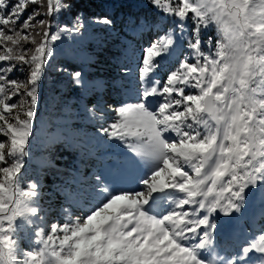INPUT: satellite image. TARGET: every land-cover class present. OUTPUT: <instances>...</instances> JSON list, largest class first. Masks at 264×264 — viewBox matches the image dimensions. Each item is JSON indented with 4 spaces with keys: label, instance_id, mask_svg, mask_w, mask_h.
<instances>
[{
    "label": "snow or ice",
    "instance_id": "1",
    "mask_svg": "<svg viewBox=\"0 0 264 264\" xmlns=\"http://www.w3.org/2000/svg\"><path fill=\"white\" fill-rule=\"evenodd\" d=\"M147 3L175 23L143 48L140 87L125 93L134 101L109 105L110 123L101 105L85 108L132 155L65 192L70 205L87 198L83 215L64 207L65 221L48 224L39 185L24 184L23 169L45 70L63 38L87 25L79 16L70 27L56 21L68 0H0V264H264V234L235 246L215 237L217 217L240 213L250 193L264 202V0ZM132 24L155 31L147 20ZM213 27L215 39L202 38ZM164 59L175 63L161 80ZM22 69L25 79L10 78ZM55 70L85 86L80 70ZM21 231L32 250L18 247Z\"/></svg>",
    "mask_w": 264,
    "mask_h": 264
},
{
    "label": "rangeland",
    "instance_id": "2",
    "mask_svg": "<svg viewBox=\"0 0 264 264\" xmlns=\"http://www.w3.org/2000/svg\"><path fill=\"white\" fill-rule=\"evenodd\" d=\"M35 7V6H33ZM33 8L27 10L25 13L26 18L28 12H31ZM160 16V21L165 22L167 18L159 10L156 9ZM66 21L58 20L62 25L66 24L71 26L77 16L81 17L87 27L83 31L82 36L63 38V42L54 50V57L51 60L50 65L46 68L41 85L40 103L37 116L35 118V129L30 139L29 144V157L26 158L23 183L27 184L33 182L29 177H25L26 172L34 169L36 175L42 172V166H51L53 168L64 169L65 164L58 162L57 157L52 154L53 144H64L66 147L72 146L75 151H81L85 154L93 151L97 146L109 147L113 150H104L111 157L115 156H130L123 145L118 141L108 140L107 137L102 136L98 132L99 123L89 119V114L85 111V108H91L93 105H101L104 113L107 114L106 123H110L114 119V113L109 111V105L116 107L115 103L110 101L107 96V92H104L107 86L103 84L109 82V75L111 74L110 68L107 63H104L101 59V55H96L93 52L87 50L83 45L87 42L92 43H110V39L117 36L116 32L111 27L100 26L92 23L91 18L83 16L81 13H77L71 17L65 11H62ZM59 14V15H60ZM58 16V15H57ZM56 16V17H57ZM173 20V19H172ZM175 22V21H174ZM190 28L187 32L192 30L193 24L191 21L187 22ZM156 30L162 31V27L157 26ZM211 29V28H210ZM213 33L207 34V30L202 33V38L206 39L208 35H211L213 39L216 37L215 28L213 27ZM167 32V31H166ZM164 33L156 32L154 35L149 32H143V35L147 37V41L154 40L157 35H164ZM133 35H139L141 32L131 29ZM126 43V40H123ZM145 46H142V49ZM205 50L207 46L205 45ZM188 52L187 47H183L181 50V58ZM59 58H66L72 63V70L85 71L82 72V76L85 82V86L77 87L71 80V77L65 73L57 72L55 69L58 67H66L62 62H58ZM126 61L128 58H125ZM92 61V62H91ZM102 61V62H100ZM161 68L157 75L164 72L162 78H166V73L169 68L175 63L172 59H164L160 61ZM67 68V67H66ZM86 72L90 74H86ZM113 75H130V73L114 72ZM27 76V69L15 71L10 78L25 79ZM133 76V86L135 89L140 87L138 79V71ZM105 77V78H103ZM109 88V87H108ZM94 91V99L91 106L87 105L86 98L91 96ZM107 91V90H106ZM128 102H133L134 97ZM19 100V97H14L13 101ZM97 115H100L98 111ZM6 139L0 137V140ZM115 150V151H114ZM79 160V159H78ZM76 160V164L78 163ZM91 162V161H90ZM31 163L35 166L31 167ZM86 170L83 174H87ZM88 174L87 176H89ZM39 176V175H38ZM42 182V196L38 198V205L42 209L41 214L46 216L47 223L59 221L63 223L66 219V214L63 212L64 207H69L72 217L81 216L85 213L83 207L77 205H70L69 201L65 198L64 201L59 199L51 200L46 193H51V188H45L46 185H51L47 180ZM60 180L55 179L54 185L57 187ZM55 189V188H54ZM50 191V192H49ZM59 191V190H56ZM60 192V191H59ZM62 192H60L61 194ZM50 195V194H49ZM63 197V196H61ZM65 197V196H64ZM87 205V204H86ZM87 209V207H86ZM218 229L215 234L216 240L219 243H230L232 245L245 244L251 238L258 237L260 234H264V202H262L256 195L249 194L246 205L243 207L240 213H233L229 217L218 216ZM243 221H245L243 223ZM252 231H249L248 226ZM14 239L17 240L18 247L22 250H32L35 246L30 243L26 238L23 231L18 232ZM234 241V242H233ZM237 251L239 248L236 249ZM223 254V253H222ZM259 254L251 253L250 256L255 258Z\"/></svg>",
    "mask_w": 264,
    "mask_h": 264
},
{
    "label": "trees",
    "instance_id": "3",
    "mask_svg": "<svg viewBox=\"0 0 264 264\" xmlns=\"http://www.w3.org/2000/svg\"><path fill=\"white\" fill-rule=\"evenodd\" d=\"M68 2L71 3V8L65 11V13L71 17L75 16L77 13H81L83 16L91 19L106 15L113 21L111 28L116 32L117 36L111 38L110 43L87 42L83 46L90 52H93L96 55H101L103 57L101 58L103 59L102 61L108 64L111 74L108 78L109 82H103V84L107 86V89L105 88L104 92H107L108 99L114 102L115 106L118 107L125 101L131 99V96H127L125 93L131 92L135 89L133 86L134 80L132 74L138 71L137 66L141 58L142 46L148 44L147 37H145L143 33H140L139 35H133L131 33V29L134 28L132 20H147L148 22L153 23L155 28L157 26L162 27V31L155 29L153 33L151 32L153 35L156 32H166L169 27L174 26L175 22L172 18H167L165 22H161L158 12L153 6L147 3V0H68ZM31 8H33V5H30L27 10ZM57 19H60V21H66L63 14L58 15L56 21H58ZM189 28L190 25L187 24V29ZM206 32L207 34L213 33V29H208ZM188 33L191 34L190 31H188ZM123 40H126V43H124ZM126 57L128 58L127 61L125 59ZM58 62H62L69 71L72 70L73 61L66 58H59L57 60V63ZM125 69H127V73H130V75H113L114 72H125ZM82 72L85 73V71ZM86 74L90 73L86 72ZM160 74L161 76L159 75V77L162 80L164 72ZM95 92L96 91L86 98L87 105L91 106L93 103ZM52 148V154L59 158L57 159L58 162L66 165L64 166V169L41 165L42 172L38 174L39 176L36 175L34 169L29 170L25 174V177H29L32 181L38 183L40 198L42 196L43 188L40 177L51 184L46 185L45 188L52 187L53 190L51 193H46V196L51 198V200H56L58 197L64 201L65 192H75L79 187L86 186L90 182L89 178L94 173L102 170L106 164L112 163L113 157L104 151L113 150L109 147L99 145L88 154L81 151H75L76 149L72 146L66 147L64 144H53ZM76 160H78L77 164L75 163ZM30 166L33 167L35 165L31 163ZM86 170L88 173L84 175L83 173ZM88 174L90 175L87 176ZM55 179L60 180L57 187L54 185L52 186ZM56 190H59L62 193L60 194V192ZM79 206L83 207V210L86 211V207L89 206L87 198H83ZM244 222L245 221H243V223ZM247 228L249 231H252L249 226Z\"/></svg>",
    "mask_w": 264,
    "mask_h": 264
}]
</instances>
